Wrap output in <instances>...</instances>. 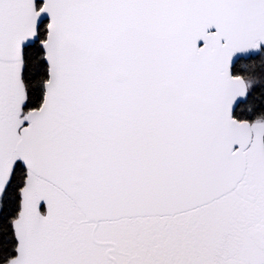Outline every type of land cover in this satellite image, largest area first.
<instances>
[{
  "label": "snow or ice",
  "instance_id": "snow-or-ice-1",
  "mask_svg": "<svg viewBox=\"0 0 264 264\" xmlns=\"http://www.w3.org/2000/svg\"><path fill=\"white\" fill-rule=\"evenodd\" d=\"M0 264H264V0H0Z\"/></svg>",
  "mask_w": 264,
  "mask_h": 264
}]
</instances>
